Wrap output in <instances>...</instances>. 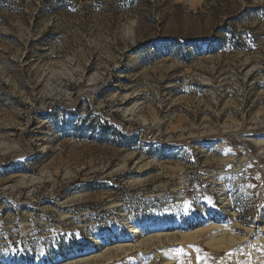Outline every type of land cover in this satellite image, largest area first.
I'll use <instances>...</instances> for the list:
<instances>
[{
  "label": "rangeland",
  "instance_id": "1",
  "mask_svg": "<svg viewBox=\"0 0 264 264\" xmlns=\"http://www.w3.org/2000/svg\"><path fill=\"white\" fill-rule=\"evenodd\" d=\"M261 239L264 0H0V264H264Z\"/></svg>",
  "mask_w": 264,
  "mask_h": 264
},
{
  "label": "bare ground",
  "instance_id": "2",
  "mask_svg": "<svg viewBox=\"0 0 264 264\" xmlns=\"http://www.w3.org/2000/svg\"><path fill=\"white\" fill-rule=\"evenodd\" d=\"M188 1H190V0H188ZM191 1H192V0H191ZM256 142H257V141H256ZM258 143H260V142H257V144H258ZM261 143H262V142H261ZM261 143H260V144H261ZM244 159H245V158H244ZM235 167H236V166H235ZM236 172H237V171H236ZM212 228H213L216 232L223 231V232H222V233H224L223 236L226 234V231H227V229H228L226 226H215V225H212ZM249 234H250V232H249ZM248 236H249V235H248ZM250 236H251V234H250ZM215 237H216V236H215ZM256 237H257V236H256ZM212 238H213V237H212ZM212 238H211V239H212ZM226 238H227V236H224V237L222 238V244H223V243L225 244V241L228 242L229 244H231V243L233 244L234 242H236V244H237V243H238L237 241L242 242V240H243V239H239V238H238L239 240L237 239V240L234 241V239H233V235H230V237H229L228 239H226ZM235 238H236V237H235ZM251 238H254V235H252L250 238H244V239H246V242H248L249 240H251ZM260 238H262V237H260ZM223 239H224V240H223ZM212 240H213V239H212ZM214 240H215V239H214ZM243 241L245 242V240H243ZM214 242H215V245H217V246L222 245V244H221V239H216ZM253 242H254V241H253ZM259 242H260V241H259ZM261 242H264V240L261 239ZM261 242H260V243H261ZM210 243H211V241H210ZM236 244H235V245H236ZM254 244H256V243H254ZM217 246H216V247H217ZM225 246H227V243H226ZM248 246H250V247L252 246V247H253V244L248 245ZM231 247H232V246H231ZM235 247H236V246H235ZM226 248H227V247H226ZM235 261H236V260H235Z\"/></svg>",
  "mask_w": 264,
  "mask_h": 264
},
{
  "label": "snow or ice",
  "instance_id": "3",
  "mask_svg": "<svg viewBox=\"0 0 264 264\" xmlns=\"http://www.w3.org/2000/svg\"><path fill=\"white\" fill-rule=\"evenodd\" d=\"M185 207H186V208L188 207L187 203H186Z\"/></svg>",
  "mask_w": 264,
  "mask_h": 264
}]
</instances>
